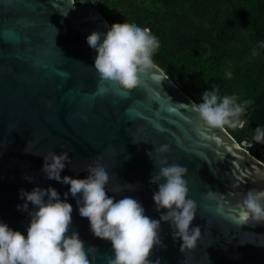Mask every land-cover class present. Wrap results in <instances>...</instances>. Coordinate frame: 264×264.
Here are the masks:
<instances>
[{
  "label": "water",
  "instance_id": "obj_1",
  "mask_svg": "<svg viewBox=\"0 0 264 264\" xmlns=\"http://www.w3.org/2000/svg\"><path fill=\"white\" fill-rule=\"evenodd\" d=\"M110 27L95 7L75 0H0V221L27 235L34 206L18 209L25 203L21 189L52 186L64 198L70 185L49 180L42 171L49 151L69 152L61 176L85 178L88 165L98 160L110 174L109 196H131L146 215L159 219L153 200L158 185L150 178L166 157L168 164L188 169V195L197 204L190 227L200 226L201 238L195 249L181 252L182 240L161 222L162 245L150 259L264 264V222L232 219L249 189H264V161L226 128L206 127L197 102L156 63L132 90L102 80L87 37ZM29 144L38 155L25 152ZM163 144L169 150L158 153ZM260 151L264 156L263 144ZM67 199L73 205L69 234L76 231L86 249L97 248L94 259L89 255L92 264H108L111 242L95 237L76 199L70 194Z\"/></svg>",
  "mask_w": 264,
  "mask_h": 264
},
{
  "label": "clouds",
  "instance_id": "obj_2",
  "mask_svg": "<svg viewBox=\"0 0 264 264\" xmlns=\"http://www.w3.org/2000/svg\"><path fill=\"white\" fill-rule=\"evenodd\" d=\"M87 43L97 52L94 68L100 78L126 90L136 88L142 74L154 67L153 54L160 47L150 29L126 21L113 23L106 34L93 31ZM226 76L231 79L232 73L228 71ZM218 92V89L206 90L202 94L203 102L194 104L203 124L212 129L244 128L247 121L241 117L252 101L238 102L236 95L221 97ZM253 140L264 144V128L255 129ZM168 150L167 144L156 149L161 154ZM25 152L38 155L31 151L30 144ZM43 159L42 171L46 177L70 188L63 199L52 186L37 185L31 191L21 189L25 203L18 205V209L26 211L29 204L34 206L30 225L25 236L0 221V264H92L89 255L94 259L97 248L86 249L78 232L69 234L73 212V205L67 199L69 194L76 199L79 215L89 221L93 235L111 242L113 257L108 264H160L150 256L157 245H162L161 222L169 223L173 238L182 240L181 252L197 247L201 228L190 227L197 214V204L188 195L186 167L168 164L166 157L157 161L159 171L150 178V183L158 185L153 200L161 214L159 219H153L145 214L137 199L124 196L117 200L115 195H108L110 174L98 160L88 165L85 178H79L61 176L70 159L69 152L49 151ZM25 179L32 178L25 176ZM233 211L238 213L232 217L236 223L264 222V189H249Z\"/></svg>",
  "mask_w": 264,
  "mask_h": 264
},
{
  "label": "trees",
  "instance_id": "obj_3",
  "mask_svg": "<svg viewBox=\"0 0 264 264\" xmlns=\"http://www.w3.org/2000/svg\"><path fill=\"white\" fill-rule=\"evenodd\" d=\"M83 2L111 25L150 29L160 43L154 63L195 102L211 89L251 100L245 127H225L239 143L264 128V0H75ZM249 150L264 160L260 143L253 140Z\"/></svg>",
  "mask_w": 264,
  "mask_h": 264
},
{
  "label": "built area",
  "instance_id": "obj_4",
  "mask_svg": "<svg viewBox=\"0 0 264 264\" xmlns=\"http://www.w3.org/2000/svg\"><path fill=\"white\" fill-rule=\"evenodd\" d=\"M85 3L83 2L81 5H84ZM240 145L244 148H247L249 149V147H251L253 145V140H247V141H244L242 143H240Z\"/></svg>",
  "mask_w": 264,
  "mask_h": 264
},
{
  "label": "flooded vegetation",
  "instance_id": "obj_5",
  "mask_svg": "<svg viewBox=\"0 0 264 264\" xmlns=\"http://www.w3.org/2000/svg\"><path fill=\"white\" fill-rule=\"evenodd\" d=\"M264 161V160H263Z\"/></svg>",
  "mask_w": 264,
  "mask_h": 264
}]
</instances>
